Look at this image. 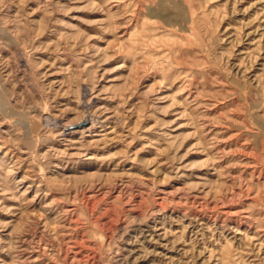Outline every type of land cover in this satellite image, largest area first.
Listing matches in <instances>:
<instances>
[{"label":"rangeland","instance_id":"rangeland-1","mask_svg":"<svg viewBox=\"0 0 264 264\" xmlns=\"http://www.w3.org/2000/svg\"><path fill=\"white\" fill-rule=\"evenodd\" d=\"M0 264H264V0H0Z\"/></svg>","mask_w":264,"mask_h":264}]
</instances>
